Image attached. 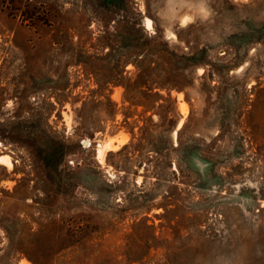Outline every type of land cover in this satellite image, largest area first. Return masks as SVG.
I'll use <instances>...</instances> for the list:
<instances>
[{"label":"rangeland","instance_id":"obj_1","mask_svg":"<svg viewBox=\"0 0 264 264\" xmlns=\"http://www.w3.org/2000/svg\"><path fill=\"white\" fill-rule=\"evenodd\" d=\"M138 11L201 50L169 95L125 97ZM0 264H264V0H0Z\"/></svg>","mask_w":264,"mask_h":264},{"label":"trees","instance_id":"obj_2","mask_svg":"<svg viewBox=\"0 0 264 264\" xmlns=\"http://www.w3.org/2000/svg\"><path fill=\"white\" fill-rule=\"evenodd\" d=\"M125 23L121 43L125 49L126 67L133 64L136 69L135 78H124L121 83L125 90V97L131 93L143 97H162L160 91L165 90L169 95L170 85L168 81L178 74L190 71L200 64V51L188 53H179L177 46L170 47L169 43L163 40L159 35H151L144 29L141 12L138 11L136 22L129 23L126 12L122 18ZM134 32V33H133ZM187 76V77H188ZM186 77V78H187ZM127 98H125L127 100ZM116 115V108L113 105L111 117ZM61 143L57 149H63ZM60 159L62 153L60 152ZM57 158L56 160H58Z\"/></svg>","mask_w":264,"mask_h":264},{"label":"clouds","instance_id":"obj_3","mask_svg":"<svg viewBox=\"0 0 264 264\" xmlns=\"http://www.w3.org/2000/svg\"><path fill=\"white\" fill-rule=\"evenodd\" d=\"M198 14L202 17V18H207L210 15V11L209 9L204 6L201 5L198 9ZM185 19L189 20V21H194L195 20V16H185Z\"/></svg>","mask_w":264,"mask_h":264},{"label":"bare ground","instance_id":"obj_4","mask_svg":"<svg viewBox=\"0 0 264 264\" xmlns=\"http://www.w3.org/2000/svg\"><path fill=\"white\" fill-rule=\"evenodd\" d=\"M149 25H150V23H149Z\"/></svg>","mask_w":264,"mask_h":264},{"label":"snow or ice","instance_id":"obj_5","mask_svg":"<svg viewBox=\"0 0 264 264\" xmlns=\"http://www.w3.org/2000/svg\"><path fill=\"white\" fill-rule=\"evenodd\" d=\"M150 26V25H149Z\"/></svg>","mask_w":264,"mask_h":264}]
</instances>
